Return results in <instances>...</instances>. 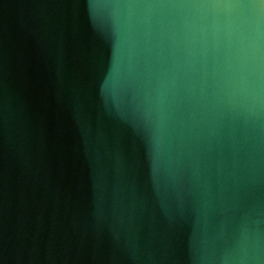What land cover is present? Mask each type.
Returning <instances> with one entry per match:
<instances>
[{"label":"water","instance_id":"1","mask_svg":"<svg viewBox=\"0 0 264 264\" xmlns=\"http://www.w3.org/2000/svg\"><path fill=\"white\" fill-rule=\"evenodd\" d=\"M0 264H264V0H0Z\"/></svg>","mask_w":264,"mask_h":264}]
</instances>
